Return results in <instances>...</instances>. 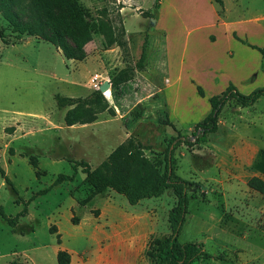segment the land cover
Masks as SVG:
<instances>
[{"label":"rangeland","instance_id":"374dc122","mask_svg":"<svg viewBox=\"0 0 264 264\" xmlns=\"http://www.w3.org/2000/svg\"><path fill=\"white\" fill-rule=\"evenodd\" d=\"M43 1L42 7L26 2L23 7L10 5V10L29 29L46 36L59 31L71 49L74 38L86 33L90 38L83 43L81 59H67L58 47L36 35L15 39L0 14V33L7 41L0 39V166L21 199L34 194L15 227L32 231L20 236L0 216V264H58L54 244L82 247L94 221L91 212L95 213L94 205L101 199L113 196L129 205L122 194L110 189L93 196L91 203H76L89 188L82 181L80 166H72L74 160L94 166L130 136L161 171L168 138L176 131L190 132L208 109V97L222 89L229 73H247L248 80L239 83L242 93L264 82L263 62L256 49L264 44V0H222L221 5L213 0L208 5L205 0H73L82 9V25L69 22L64 2ZM58 15L62 22L56 20ZM196 23L201 24L199 35L213 31L216 41L209 43L196 33L186 38L185 28ZM121 27L124 44L104 48L105 34L116 36ZM226 28L236 29L246 47L234 63L224 55L227 47L228 56L235 53ZM144 37L143 66L121 81L112 80L120 68L133 66ZM209 37L213 41L214 34ZM181 56L199 83L181 78L178 85H164L167 61L176 70ZM239 56L247 61L239 62ZM93 73L99 75L100 83L109 82L100 92L112 112L105 109L92 121L67 125L64 114L73 104L58 107L55 96L89 97L97 89L91 85ZM196 84L202 87L201 94ZM228 103L236 105L233 99ZM241 115L247 120L221 124L207 134L208 142L192 148L180 143L173 148L174 171L189 181L187 192L193 195L177 238L197 241L208 253L191 264H264V196L245 184L250 173L247 164L264 172V95L243 108ZM31 155L36 157V167L28 161ZM57 173L72 176L52 184ZM15 196L0 176V204L8 215L23 205ZM174 201L171 188L146 197L143 208L155 224L150 235L168 234L166 216ZM51 224L58 226V242L56 233L49 231ZM80 258L85 260L82 254ZM145 264H149L146 258Z\"/></svg>","mask_w":264,"mask_h":264},{"label":"trees","instance_id":"16d2710c","mask_svg":"<svg viewBox=\"0 0 264 264\" xmlns=\"http://www.w3.org/2000/svg\"><path fill=\"white\" fill-rule=\"evenodd\" d=\"M219 5L222 0H213ZM26 2H31L35 7L44 6L43 0H0V14L10 24L12 31H14V38L19 39L22 35H36L43 39L50 41L60 49L64 58L67 59H81L83 43L90 38L89 33L84 37L74 38L75 48H69L61 38L59 31L54 30L50 36H46L42 31L34 28L29 29L20 24L10 10V5H17L23 7ZM64 2L67 8V19L73 25H82L83 15L81 7L73 0H60ZM156 4V3H155ZM58 22H62L64 18L61 15L56 17ZM98 28L102 30V21L99 20ZM68 32L70 27L66 26ZM123 28L119 30L118 35L105 34L104 48L112 43L120 46L124 44ZM232 36L240 39L235 32ZM0 39L7 42L6 38L0 33ZM145 37L143 38L139 55L134 62L133 66L125 65L120 68L110 78L112 80L121 81L124 75H131L133 69L141 68L145 57ZM259 51L263 62L264 74V44L256 46ZM196 92L202 93L201 86L195 85ZM264 95V82L261 86L253 88L247 93L240 92L234 84L228 82L227 85L218 93L208 97L209 109L207 112L192 125L190 132L180 133L176 131L175 135L168 138L167 147L163 156V167L158 171L155 165L143 154L142 149L138 144L129 136L116 144L96 165L90 166L86 161L74 160L72 166L76 168L80 166L83 172L82 181L88 186L89 192L82 198L78 199L79 204L89 203L92 197L100 194L107 189L122 194L128 203L134 204L138 200L145 197H153L160 195L164 189L171 188L175 197L173 205L167 211V226L169 232L165 236L149 235L147 246L144 249L143 255L149 264H191L192 261L204 256H208L202 248V244L197 241H179L177 235L184 222L185 215L188 213V199L192 194L187 192L189 181L182 178L175 173V157L173 155V148L180 143L186 147L192 148L194 145H199L207 140V134L216 129L217 116L222 106L230 99H233L236 105L247 106L252 104L259 96ZM55 102L58 107L73 104L68 108L64 114V122L67 125L73 123H84L92 121L96 117V113L102 110L112 112L111 107L108 105L106 99L98 89L91 91L89 97L80 98L79 96H55ZM170 125V121H166ZM11 130L12 127H6ZM8 152L12 153V147H8ZM29 163L36 167V157L29 156ZM36 174L39 173L35 169ZM0 176L3 178L14 193L15 201L22 202V207L14 214L8 215L3 211L0 204V216L13 227L20 215L26 213V204L32 194L27 200H23L17 194V190L7 177L4 170L0 167ZM72 175L57 173L52 184L58 183L65 179H70ZM246 185L264 196V179L258 175H250L245 181ZM48 187H45L38 192H43ZM75 222V221H74ZM49 231L55 232V226L51 224ZM56 240H58V233H56ZM58 264H68L69 254L63 249H58L55 254Z\"/></svg>","mask_w":264,"mask_h":264},{"label":"crops","instance_id":"0c3cea01","mask_svg":"<svg viewBox=\"0 0 264 264\" xmlns=\"http://www.w3.org/2000/svg\"><path fill=\"white\" fill-rule=\"evenodd\" d=\"M205 4L206 5L211 4L210 0H205ZM160 9H161V5H160ZM158 20H160V16ZM200 26H201L200 23L187 26L185 28V33H184V35H186V38H188V36L191 33H196L198 34L200 39L206 40L209 43L216 41V34L213 31H207L205 34L199 35L198 30L200 29ZM229 30L230 29L226 28V33L227 31L229 33ZM233 31L239 38H242L240 33L236 29H233L232 31L230 30V38L235 42V47H234L235 53L233 54L232 57L228 56L226 50L230 47H227L224 50V55L234 63V61L238 58L237 53L238 55L239 53L242 54L243 50L240 49L242 48L245 49L246 47L242 45L243 43L239 39L232 36ZM211 34H214L213 41L210 40L209 37L211 36ZM164 38L166 40V32ZM246 53L247 55H249V57H251L250 51L247 50ZM210 58H208L207 60L212 61V59ZM240 60L242 62H246L247 57L243 56L241 57V59H239V62ZM182 61H183V56L180 57L181 63L179 64L176 70L172 69L171 63L167 61L168 77L166 78V82H164V85L167 84L166 86H168L171 83L178 85L180 83L179 80H181V78H184L185 80H189V81L191 78L195 81V83H199L198 78L193 74L191 70L186 69V67H184ZM235 63H238V61ZM247 76H248L247 73H243L238 70H236V72L233 74L229 73L226 82H223L222 84L223 85L222 89L227 85L228 82H231L239 90L240 84L248 80ZM149 85H151V83H149ZM229 101L230 100H228L222 106V108L218 113L216 129L221 124L223 125L227 124L228 126H232L233 121L235 119L238 122L241 120H247L246 117L241 115L243 112V108H250V106L255 102L254 101L252 104L247 106H240V105H229L228 103ZM227 106L230 107V110H227ZM247 165L250 173L246 177H249L250 175H258L264 179V172L261 171V169L253 168V166L249 164ZM92 199L90 203L92 202ZM114 199L115 198L113 196L110 197L108 196L101 199V202L99 204L94 205L95 213L91 212L94 221L91 223L90 229L85 235V243L82 247L74 248L72 246L63 244L60 241L58 243H55L53 246L52 251L54 255L56 254V251L58 249H63L67 251L69 254L68 264H145V258L143 252L146 246V241L150 233L152 232L153 227H155V224L151 220V216L148 213L147 209L143 208V202L146 199V197L138 200L134 204L129 203V205H126L124 201H120V200L116 201ZM23 215H20L19 217ZM16 225L17 223L13 227L10 226L11 230L20 236L23 235L24 231L29 232L33 230L32 228H27L25 230L22 229L15 230ZM54 226L56 229L55 233H57L58 226L57 224ZM81 254L85 256V260H82L80 258Z\"/></svg>","mask_w":264,"mask_h":264},{"label":"built area","instance_id":"2783aa9c","mask_svg":"<svg viewBox=\"0 0 264 264\" xmlns=\"http://www.w3.org/2000/svg\"><path fill=\"white\" fill-rule=\"evenodd\" d=\"M91 85L94 88L98 89V84L100 83L99 75L97 73H93L90 77Z\"/></svg>","mask_w":264,"mask_h":264},{"label":"water","instance_id":"95a60500","mask_svg":"<svg viewBox=\"0 0 264 264\" xmlns=\"http://www.w3.org/2000/svg\"><path fill=\"white\" fill-rule=\"evenodd\" d=\"M108 85H109V82L107 80H103L98 86V90L103 92L108 87Z\"/></svg>","mask_w":264,"mask_h":264}]
</instances>
